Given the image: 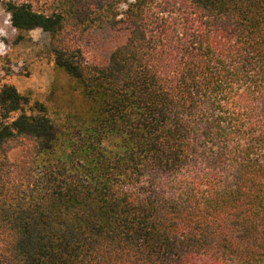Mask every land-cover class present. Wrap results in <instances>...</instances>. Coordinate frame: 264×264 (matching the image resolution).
I'll use <instances>...</instances> for the list:
<instances>
[{"label": "trees", "instance_id": "obj_1", "mask_svg": "<svg viewBox=\"0 0 264 264\" xmlns=\"http://www.w3.org/2000/svg\"><path fill=\"white\" fill-rule=\"evenodd\" d=\"M0 3L73 80L0 82V264H264V0Z\"/></svg>", "mask_w": 264, "mask_h": 264}, {"label": "rangeland", "instance_id": "obj_2", "mask_svg": "<svg viewBox=\"0 0 264 264\" xmlns=\"http://www.w3.org/2000/svg\"><path fill=\"white\" fill-rule=\"evenodd\" d=\"M126 32L125 25L96 31L90 34L87 44L108 59L115 39ZM50 41V35L41 29L20 39L0 3V82L14 85L22 94L43 102L52 118L62 119L68 111L63 91H68L73 80L55 66L49 53Z\"/></svg>", "mask_w": 264, "mask_h": 264}]
</instances>
